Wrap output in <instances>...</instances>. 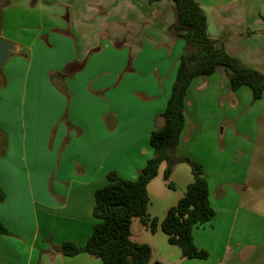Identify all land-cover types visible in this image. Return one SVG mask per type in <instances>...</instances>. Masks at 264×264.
Here are the masks:
<instances>
[{
    "label": "crops",
    "instance_id": "obj_1",
    "mask_svg": "<svg viewBox=\"0 0 264 264\" xmlns=\"http://www.w3.org/2000/svg\"><path fill=\"white\" fill-rule=\"evenodd\" d=\"M196 1L211 37L245 66L264 71V0ZM6 2L2 10L0 4V37L19 52L0 70V186L6 195L0 221L10 232L0 236V264H104L88 254L65 257L59 249L66 242L85 245L92 236L95 194L109 173L135 181L154 155L150 138L163 126L185 47L169 34L174 4ZM239 91H232L223 68L195 79L175 151L176 158L200 163L209 184L215 215L193 232L197 249L208 257L184 258L162 229L193 182L190 166L178 164L171 182L180 171L181 183L170 189L164 163L148 186L156 233L144 228L143 239L134 240L136 219L132 225V240L152 249L150 264H246L260 249L245 225L253 210L209 170L220 126L219 116L209 114L210 102L220 104Z\"/></svg>",
    "mask_w": 264,
    "mask_h": 264
},
{
    "label": "trees",
    "instance_id": "obj_2",
    "mask_svg": "<svg viewBox=\"0 0 264 264\" xmlns=\"http://www.w3.org/2000/svg\"><path fill=\"white\" fill-rule=\"evenodd\" d=\"M150 5L163 0H147ZM176 22L169 29L173 39L185 41L180 58L176 81L166 111L162 115L163 126L156 129L150 138L153 157L147 162L135 181L126 180L116 172L107 176V184L95 194L93 217L96 221L93 234L85 245L64 243L59 252L65 257L88 254L104 264H150L152 249L146 244L132 240V225L138 218L151 233H156L159 220L150 218L149 184L158 176L166 163L164 179L170 189L174 168L178 164L190 166L193 182L184 197L172 207L161 223L169 243L181 249L187 259H206L208 254L199 251L194 243L193 232L209 223L215 215L209 200V184L203 166L191 159L175 156L186 125V100L188 91L197 78L209 77L223 68L227 71L232 91L242 88L252 91L253 99L264 98V71L245 66L229 55L224 44L209 34L205 11L196 0H172ZM6 0H0L1 10ZM5 192L0 186V204L5 201ZM10 232L0 221V236Z\"/></svg>",
    "mask_w": 264,
    "mask_h": 264
},
{
    "label": "rangeland",
    "instance_id": "obj_3",
    "mask_svg": "<svg viewBox=\"0 0 264 264\" xmlns=\"http://www.w3.org/2000/svg\"><path fill=\"white\" fill-rule=\"evenodd\" d=\"M259 44L262 46V41ZM209 108L210 116H219L220 123L212 140L214 159L209 170L215 178H222L230 191L241 194L243 208L253 210L246 214L245 225L260 249L246 264H264V99L255 101L252 91L245 87L237 94H227L220 104L210 102ZM218 152H223L222 159L217 158ZM218 162L223 166L218 167ZM179 172L175 184L181 183ZM144 228L136 218L134 240L143 239Z\"/></svg>",
    "mask_w": 264,
    "mask_h": 264
},
{
    "label": "water",
    "instance_id": "obj_4",
    "mask_svg": "<svg viewBox=\"0 0 264 264\" xmlns=\"http://www.w3.org/2000/svg\"><path fill=\"white\" fill-rule=\"evenodd\" d=\"M19 52L15 43L0 37V70Z\"/></svg>",
    "mask_w": 264,
    "mask_h": 264
}]
</instances>
